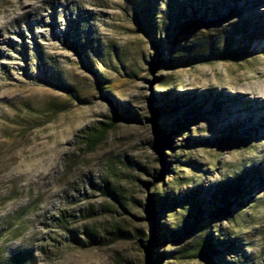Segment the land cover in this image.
<instances>
[{
    "label": "rangeland",
    "instance_id": "374dc122",
    "mask_svg": "<svg viewBox=\"0 0 264 264\" xmlns=\"http://www.w3.org/2000/svg\"><path fill=\"white\" fill-rule=\"evenodd\" d=\"M263 85L264 0H0V264H264Z\"/></svg>",
    "mask_w": 264,
    "mask_h": 264
},
{
    "label": "trees",
    "instance_id": "16d2710c",
    "mask_svg": "<svg viewBox=\"0 0 264 264\" xmlns=\"http://www.w3.org/2000/svg\"><path fill=\"white\" fill-rule=\"evenodd\" d=\"M140 6L141 5H140V2H139V7ZM117 117L121 118L122 120H128V121L133 120V118H135L134 115H132L131 113H125V112H119V113H117ZM94 138L97 139L98 137H94ZM92 144L94 145V143H90V145H92ZM165 164L167 165L168 163H165ZM155 179L157 180V182H159V180H163V176H162V174L158 170L155 171ZM162 184H163V186L165 188V192L163 193V195L157 196V198H158V201L160 202V204L163 206L165 204V202L168 203V200L171 197V195H170V191H169L168 185H166L164 181H162ZM107 185L108 184H106V187H104V189H103L104 195L105 196L112 195L114 198L117 199L118 197L115 196V195H113L112 190L109 187H107ZM148 209L152 213V208H148ZM153 241L154 240H151L149 243L152 244ZM205 244H206L207 249L208 248H209V250L213 249V246L211 245L210 240H207L205 242ZM145 250H148V249H145ZM161 262H162V256H159V257H157V256H151V257H149V259L147 261V264H160Z\"/></svg>",
    "mask_w": 264,
    "mask_h": 264
},
{
    "label": "bare ground",
    "instance_id": "6f19581e",
    "mask_svg": "<svg viewBox=\"0 0 264 264\" xmlns=\"http://www.w3.org/2000/svg\"><path fill=\"white\" fill-rule=\"evenodd\" d=\"M262 85V84H261ZM264 86V85H263ZM262 87V86H261ZM255 88V87H254ZM253 92H255L256 94H258V96H260L261 98H263L264 99V89L262 88V89H258L257 87H256V89H255V91H253Z\"/></svg>",
    "mask_w": 264,
    "mask_h": 264
}]
</instances>
